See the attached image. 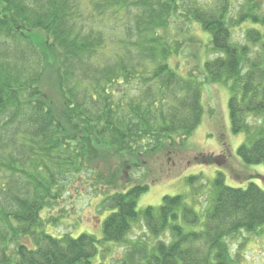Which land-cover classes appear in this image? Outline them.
<instances>
[{"label":"trees","instance_id":"16d2710c","mask_svg":"<svg viewBox=\"0 0 264 264\" xmlns=\"http://www.w3.org/2000/svg\"><path fill=\"white\" fill-rule=\"evenodd\" d=\"M263 5L264 0H0V264H107L98 256L103 244L129 246L122 264H235L229 239L264 225V189L253 182L229 186L221 171L205 215L181 195L138 210L148 185L103 200L101 237L87 230L56 235V225L68 216L55 210L83 174L100 175L96 165L120 161L119 172L125 162L138 167L145 154L191 136L203 120L204 84L229 86L232 130L248 134L238 155L247 164H264ZM180 8L220 52L205 61L201 78L191 72L182 77L169 62L180 55V39L163 31ZM128 14L129 23L120 24ZM90 20L101 25L88 28ZM246 21L261 28L236 24ZM237 25L256 43L252 57L247 43L233 44ZM108 27L117 35L112 43L103 30ZM37 29L53 42L39 43ZM48 49L59 53L57 107L42 91ZM99 52L109 59L105 66L92 56ZM247 59L251 66L243 83L241 64ZM148 80L149 107L133 97L115 100ZM246 113L262 114L259 126L248 130ZM141 216L150 234L171 238L151 245L127 240Z\"/></svg>","mask_w":264,"mask_h":264},{"label":"rangeland","instance_id":"374dc122","mask_svg":"<svg viewBox=\"0 0 264 264\" xmlns=\"http://www.w3.org/2000/svg\"><path fill=\"white\" fill-rule=\"evenodd\" d=\"M182 11L180 8L171 20V25L164 28L163 31V34L172 39H177V37L180 39V55H173L169 62L182 77H189V72H191L196 78H201L205 61L216 57L220 52L211 43L210 34ZM235 11H242V3H237ZM124 15L126 13L121 16ZM101 16L106 17L108 22L113 20L109 14ZM130 16L131 14H128L125 19L122 18L120 24L129 23ZM236 24H242L244 29L261 28L248 21ZM85 25L90 28L101 24L90 20ZM103 30L107 35L108 42L112 43L117 39V35L110 27ZM100 36L105 39L102 31L99 33ZM47 38L49 42H53L46 31L37 29L36 39L39 43L46 41ZM232 41L234 45L243 47H245L243 44L247 43L250 46L249 57H252L258 49L254 41L247 40L239 25L232 30ZM92 56H95L94 59L101 66L109 63V59L101 52L92 54ZM54 58L58 62L59 53L48 49L46 76L42 83V91L53 98V104L57 107L61 91L57 85L58 64ZM247 60L248 62L241 64L243 83H246L245 74L251 66V59ZM238 70H240L239 65ZM151 84L152 80L143 82L139 91H136L139 84H132L130 90L127 91L129 95L125 96L123 93H119L115 96V100L126 102L131 101L133 97V101L139 104L145 101V106L149 107V102L145 99L150 100V94L145 95L144 93ZM202 92L204 116L201 124L191 136L180 142L177 140L174 142V146L167 144L161 149L158 147L152 155H150L151 153L145 154L143 157L146 160L145 163L141 158V165L138 167H132L130 166L132 164L125 162V168L119 172L120 161L118 163L104 162L94 167L98 169L99 176L95 172L83 174L71 185L66 196L58 202L55 214H64L68 218L56 225L54 233L56 235L75 234L81 230H87L101 237L102 223L106 217V214L104 215L101 210L103 200L109 195L124 192L134 185H148V190L138 200L137 209L140 211L144 212L150 206L160 207L166 195H181L184 197L186 205L203 215L209 211V207L214 202L216 189L214 181L221 172L229 186L246 188L249 183L253 182L264 189V164H247L238 155V148L246 140L248 134L247 132L234 133L232 130L229 113L231 94L229 86L223 83L204 84ZM259 113L245 114L248 130L259 126L260 118H263V115ZM227 148L229 151H226ZM218 157L219 159L216 160ZM113 174L117 176L115 183H105ZM144 219L141 216L135 220L127 240H140L142 243L151 245L158 240L171 238L168 233L159 234L157 237L150 234ZM128 249L129 246L126 244H103L98 256L102 259L101 261H105L107 264H122ZM229 250L235 264H264V225L256 231H244L232 236L229 239Z\"/></svg>","mask_w":264,"mask_h":264}]
</instances>
